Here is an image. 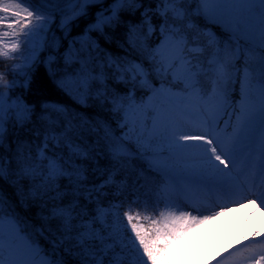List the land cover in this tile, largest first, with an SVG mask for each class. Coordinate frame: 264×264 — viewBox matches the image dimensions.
I'll return each mask as SVG.
<instances>
[{
  "label": "trees",
  "instance_id": "obj_1",
  "mask_svg": "<svg viewBox=\"0 0 264 264\" xmlns=\"http://www.w3.org/2000/svg\"><path fill=\"white\" fill-rule=\"evenodd\" d=\"M7 1L15 9L0 10V39L32 16L40 41L24 65L14 51L0 59V74L26 107L20 116L0 117V216L16 219L48 264H174L159 238L164 173L121 135L120 125L132 97L174 85L152 56L156 27L178 25L201 46L193 52L195 79L205 90L215 55L234 59L252 82L263 83L264 49L193 13V0ZM166 1L183 15L160 13L156 7ZM111 2L114 12L105 16ZM21 66L23 75L13 68ZM244 94L239 77L225 119L234 121ZM49 160L59 167L54 176ZM129 213L144 221L138 247L129 243Z\"/></svg>",
  "mask_w": 264,
  "mask_h": 264
},
{
  "label": "rangeland",
  "instance_id": "obj_2",
  "mask_svg": "<svg viewBox=\"0 0 264 264\" xmlns=\"http://www.w3.org/2000/svg\"><path fill=\"white\" fill-rule=\"evenodd\" d=\"M116 4L107 6L110 12L105 16L114 12ZM14 9L7 0H0V10L11 13ZM156 9L183 15L174 2L166 1ZM193 13L219 25L236 40L264 49V0H193ZM154 28L149 24V33ZM38 29L37 20L28 16L23 23L12 25L9 33L4 30L7 37L0 39V59L14 51L24 58L20 64H26L40 41ZM156 30L159 38L152 56L157 70L169 72L176 85L158 84L155 92L141 100L132 97L120 125H124L121 135L151 155L150 164L165 174L160 191L165 198L159 232L162 247L174 264H264V82H252L251 73L240 72L234 59L215 55L211 83L205 90L195 79L193 52L201 46L188 42L178 25L160 24ZM208 33L213 41V31ZM23 67L13 68L23 75ZM239 77L244 102L230 124L222 118L233 104L229 94ZM140 81L145 83L143 77ZM10 86L12 82L0 74L2 118L26 111ZM255 150L261 160L255 158ZM38 155L43 156L42 150ZM48 165V174L54 176L58 165L53 160ZM213 194L223 196L221 203L213 201ZM126 221L129 243L140 246L144 221L130 213ZM40 254L16 219L0 216V264H48Z\"/></svg>",
  "mask_w": 264,
  "mask_h": 264
},
{
  "label": "bare ground",
  "instance_id": "obj_3",
  "mask_svg": "<svg viewBox=\"0 0 264 264\" xmlns=\"http://www.w3.org/2000/svg\"><path fill=\"white\" fill-rule=\"evenodd\" d=\"M142 78V77H141ZM144 78V77H143ZM145 79V78H144ZM41 90H44V91H47V90H45V87L44 86H42L41 87ZM144 97V96H143ZM142 99V98H141ZM141 99H139V100H141ZM255 152H256V150H255ZM254 155H255V158L258 160V159H260L261 160V157H262V155L261 154H257V152L256 153H254ZM262 166V169H264V165H261ZM49 173V172H48ZM51 176V175H50ZM194 181H196V180H194ZM209 189V188H208ZM209 191H210V189H209ZM210 193L212 194L213 192H211L210 191ZM212 199H213V201L215 202V203H221V200H223V196L222 195H218V194H213V197H212ZM200 201H202V200H200ZM210 206L213 208V206H212V204H210ZM248 211V210H247ZM240 225H241V223L239 222V223H237L236 224V227H240ZM37 245V244H36ZM38 246V245H37ZM222 257V255L220 256V258ZM39 258H42L41 256L39 257ZM44 261H46L45 259H44ZM15 264H18V263H15Z\"/></svg>",
  "mask_w": 264,
  "mask_h": 264
}]
</instances>
